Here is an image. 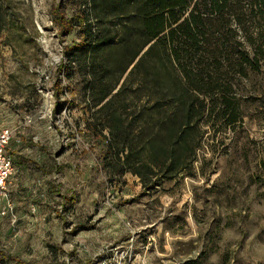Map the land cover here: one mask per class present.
Masks as SVG:
<instances>
[{
  "label": "rangeland",
  "instance_id": "374dc122",
  "mask_svg": "<svg viewBox=\"0 0 264 264\" xmlns=\"http://www.w3.org/2000/svg\"><path fill=\"white\" fill-rule=\"evenodd\" d=\"M86 1L0 0L7 187L20 155L63 167L46 177L55 183L40 216L26 196L19 219L3 216L0 264H264V68L237 87L238 120L194 117L172 161L161 138L173 103L151 108L132 84L105 107L134 63L123 72L115 57L103 63L107 48L65 52L82 31L62 35L52 8L71 17L89 13Z\"/></svg>",
  "mask_w": 264,
  "mask_h": 264
},
{
  "label": "trees",
  "instance_id": "16d2710c",
  "mask_svg": "<svg viewBox=\"0 0 264 264\" xmlns=\"http://www.w3.org/2000/svg\"><path fill=\"white\" fill-rule=\"evenodd\" d=\"M86 3L89 13L84 9L71 17L66 16L61 4L52 8L53 21L62 35L77 28L82 31L83 39L67 45L65 52L91 47L98 53L107 48L109 53L103 57L106 67H111L109 59L115 57L121 67L126 64V72L153 42L105 107L125 100L121 97L132 84L141 88L147 99L152 98L151 108H159L164 101L173 103L162 121L166 134L161 138L165 145L172 143L170 160L178 158L176 144L186 147L194 117L198 122L208 112L210 117L238 120L237 87L264 68V0ZM69 66L70 62L63 61L60 71ZM109 94L107 91L103 97ZM107 143L113 150V140ZM18 159L20 171L51 174L63 170L56 162L39 163L23 155Z\"/></svg>",
  "mask_w": 264,
  "mask_h": 264
},
{
  "label": "crops",
  "instance_id": "0c3cea01",
  "mask_svg": "<svg viewBox=\"0 0 264 264\" xmlns=\"http://www.w3.org/2000/svg\"><path fill=\"white\" fill-rule=\"evenodd\" d=\"M21 153V152H20ZM40 163V162H39ZM19 171V177L17 181L13 182L10 181V184L7 189L6 197L0 198V221L3 220V215H1L2 207L5 204H11L10 209L7 210V216L11 219V222L16 221L21 217L20 215L23 213H19V210L22 208V205L25 201L22 202L24 199L23 197L26 196L30 204V208L34 216H40L41 209L43 208V204L48 202L49 198L51 197V184L55 183L54 179L52 182H48L46 177L50 176V174H45L41 171H37V174L31 175L28 171H20V168L17 166ZM22 176V177H21ZM21 177V178H20ZM59 177V176H58ZM38 178V179H37ZM45 178V179H44ZM29 181V183H28ZM47 181V183H46ZM26 187V195L21 194L18 188L19 186ZM55 196V195H54Z\"/></svg>",
  "mask_w": 264,
  "mask_h": 264
},
{
  "label": "built area",
  "instance_id": "2783aa9c",
  "mask_svg": "<svg viewBox=\"0 0 264 264\" xmlns=\"http://www.w3.org/2000/svg\"><path fill=\"white\" fill-rule=\"evenodd\" d=\"M13 138L10 128L0 129V198L6 197L8 181L14 171L12 156L8 153V145ZM11 204L2 207L1 215H6Z\"/></svg>",
  "mask_w": 264,
  "mask_h": 264
},
{
  "label": "water",
  "instance_id": "95a60500",
  "mask_svg": "<svg viewBox=\"0 0 264 264\" xmlns=\"http://www.w3.org/2000/svg\"><path fill=\"white\" fill-rule=\"evenodd\" d=\"M153 43V42H152ZM151 43V44H152ZM151 44H149L142 52H141V54L138 56V58L136 59V61L134 62V64L132 65V67L135 65V63L140 59V57L145 53V51L149 48V46L151 45Z\"/></svg>",
  "mask_w": 264,
  "mask_h": 264
}]
</instances>
